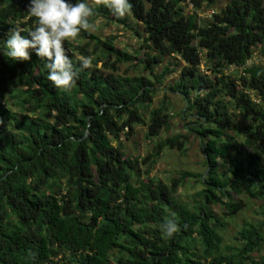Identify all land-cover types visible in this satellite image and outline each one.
I'll use <instances>...</instances> for the list:
<instances>
[{"label": "trees", "instance_id": "trees-1", "mask_svg": "<svg viewBox=\"0 0 264 264\" xmlns=\"http://www.w3.org/2000/svg\"><path fill=\"white\" fill-rule=\"evenodd\" d=\"M192 1L201 7L203 0ZM28 2L0 0V51L9 29L27 36L36 26ZM92 2L93 18L126 24ZM131 3L144 42L158 53L141 61L143 71L153 75L165 56L186 63L172 88L199 118L192 129L202 141L206 178L189 171L169 182L150 177L162 150L182 149L186 135L162 139L147 157L126 156L123 135L146 125L147 137L157 138L172 115L165 100L146 123L139 106L152 101L155 82L143 73L116 74L134 56L113 37L80 32L95 41L104 67L95 61L82 69L68 54L78 73L69 92L53 86L46 61L34 53L27 61L0 54V264H264V225L245 222L241 246L226 254L223 224L211 209L222 204L234 213V193L264 198V64L249 63L257 50L264 55V0H232L212 18L187 14L185 0ZM230 67L243 74L232 79ZM151 159L144 181L142 165ZM189 178L201 186L192 206L177 196ZM173 214L179 230L164 237Z\"/></svg>", "mask_w": 264, "mask_h": 264}, {"label": "rangeland", "instance_id": "rangeland-1", "mask_svg": "<svg viewBox=\"0 0 264 264\" xmlns=\"http://www.w3.org/2000/svg\"><path fill=\"white\" fill-rule=\"evenodd\" d=\"M232 0H213L210 3L209 0H203L201 7H197V12L193 13L187 3L186 13L195 14L198 17L203 18L209 10L215 9L219 13L228 3ZM89 6L94 5L92 0H86ZM186 6V5H185ZM123 19L126 20V24H120L115 20H106L102 17L93 18L90 17V22L93 24V28L87 32L100 37L105 40L109 37L114 38L115 46L118 49L126 51L134 56L133 63H122L119 71L116 74L122 77L133 76L142 74L150 77L155 82L156 93L153 94L152 101L146 106H139L140 113L144 117L146 123L149 122L150 111L153 108L158 107L163 101L166 100L169 107V112L172 115L170 127L167 130H163L161 134L156 138L147 137V126L136 125L134 127V133L128 138L123 135L121 139V146L127 157L131 158H144L149 156L153 151L156 143L164 138L172 137L173 135L182 134L188 137V141L182 146V149H169L162 150L160 156L156 158L153 164L150 177L161 179L169 182L173 178H177L182 172L189 171L194 174H203V178H206L207 170L204 165L205 153L202 148V141L193 131V126L196 125L199 118L193 116L188 111V103L180 93L173 90L174 84L178 81L179 75L182 69L186 66V63L181 59L173 57H163L161 62L154 65V74L151 75V71L144 72L141 63L143 59L158 55L154 49H149L143 40V26L137 22L131 12ZM140 33V35L138 34ZM90 44V45H89ZM95 41L82 36H78L75 40L66 41L65 48L67 53L74 55L77 58L83 55L80 49H73L74 47H87V49L94 54L91 55L92 64L95 61L99 68L104 67V62L99 60L101 55L94 49ZM258 57L255 60L256 63L264 64V60L261 57L260 51L257 50ZM254 62V61H253ZM166 67H169L171 72L164 76L161 82L156 80V76L161 74ZM205 72L206 68L204 62L201 67ZM107 70V69H106ZM108 71V70H107ZM242 68L230 67L225 70L226 75L232 79H238L243 74ZM209 73V72H207ZM156 75V76H155ZM233 113L237 119H240L238 112L233 110ZM184 115V118L181 116ZM116 145V143H114ZM264 158V156H263ZM154 159V158H153ZM153 159L149 160L147 164L142 165V172L140 178L144 181L148 180L145 169L151 164ZM196 178H189L185 184H182L178 188V198L184 203L193 205L196 193L201 189V186L195 182ZM232 200L236 207L234 213H230L228 208L222 204L211 205V209L215 216L222 222L223 226L220 227L219 233L222 236V252L226 254H233L232 249L239 248L241 242L238 239V231L242 228L245 222H252L258 225H264V198L253 197L248 192L244 191L242 194H233ZM200 257H203L202 248L197 250ZM259 256L260 253H255ZM203 264H209L208 260L202 258ZM69 264V263H68Z\"/></svg>", "mask_w": 264, "mask_h": 264}, {"label": "clouds", "instance_id": "clouds-1", "mask_svg": "<svg viewBox=\"0 0 264 264\" xmlns=\"http://www.w3.org/2000/svg\"><path fill=\"white\" fill-rule=\"evenodd\" d=\"M96 3L117 18H124L132 10L131 0H96ZM27 12L36 18V26L27 36L21 34V29H9L0 54L13 61H27L34 53L46 61L47 79L53 86L64 92L71 91L78 73L64 45L66 41L75 40L82 30L94 27L90 22V17L95 15L94 9L86 0H29ZM79 60L82 69L92 64L91 57L82 56ZM178 230L174 214L165 219L161 229L164 237L171 238Z\"/></svg>", "mask_w": 264, "mask_h": 264}, {"label": "built area", "instance_id": "built-area-1", "mask_svg": "<svg viewBox=\"0 0 264 264\" xmlns=\"http://www.w3.org/2000/svg\"><path fill=\"white\" fill-rule=\"evenodd\" d=\"M185 3H186V5L188 3V5H189V7L193 13L197 12V6L195 5V3L192 0H185ZM215 13H216L215 9L209 10L208 13H206V15L203 16V18H212L215 15ZM257 57H258V54H257V52H255L253 54V57L249 61V63H253V61L256 62L255 60L257 59ZM261 57L264 60V55L261 54Z\"/></svg>", "mask_w": 264, "mask_h": 264}]
</instances>
